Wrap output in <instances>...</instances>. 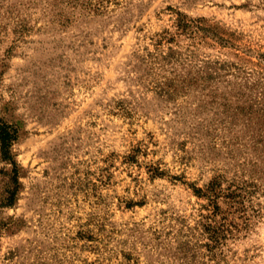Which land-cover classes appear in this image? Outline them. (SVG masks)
<instances>
[{
  "label": "rangeland",
  "instance_id": "obj_1",
  "mask_svg": "<svg viewBox=\"0 0 264 264\" xmlns=\"http://www.w3.org/2000/svg\"><path fill=\"white\" fill-rule=\"evenodd\" d=\"M0 118V264H264V0H0Z\"/></svg>",
  "mask_w": 264,
  "mask_h": 264
},
{
  "label": "trees",
  "instance_id": "obj_2",
  "mask_svg": "<svg viewBox=\"0 0 264 264\" xmlns=\"http://www.w3.org/2000/svg\"><path fill=\"white\" fill-rule=\"evenodd\" d=\"M16 139L17 130L0 118V161L9 165V168H3L0 170V175L6 176L7 183L9 184V187L5 191V197L0 201V208L12 206L17 199V194L19 193V167L11 150ZM210 192L213 194L212 202L215 205V210H218L219 207L215 203V199L218 196L215 187H212ZM207 230L210 236L208 239L212 238L216 241L220 240L221 234L225 231L222 226L215 227L213 225H209Z\"/></svg>",
  "mask_w": 264,
  "mask_h": 264
}]
</instances>
